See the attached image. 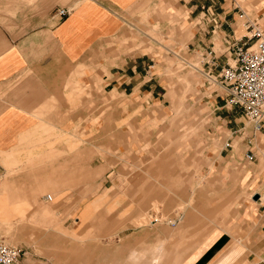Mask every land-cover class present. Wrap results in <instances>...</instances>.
Wrapping results in <instances>:
<instances>
[{"label": "crops", "instance_id": "0c3cea01", "mask_svg": "<svg viewBox=\"0 0 264 264\" xmlns=\"http://www.w3.org/2000/svg\"><path fill=\"white\" fill-rule=\"evenodd\" d=\"M59 8L71 12L62 17L55 13ZM146 17L154 26L163 17L182 19L189 39L185 48L195 59L202 57L199 69L216 83L221 69L234 61L229 47L242 35V20L255 21L264 31V0H0V238L32 233L27 227L58 226L57 214L50 212L82 209V146L122 154L131 145L142 153L144 141L129 144L128 132L145 131L146 109L165 101L162 76L150 75L161 65L151 64L154 58L140 43L124 42L130 24H144ZM210 91L218 139L232 150L237 140L256 164L230 188L231 197L216 199L213 214L193 213L201 211L193 202L187 212L196 218L189 216L172 230L151 221L147 230L129 234L128 228L145 225H137L128 212L147 213L159 193L145 186L117 192L101 179L87 195L101 196L98 203L119 201L116 240L109 220L106 235L92 236L89 250L67 252L59 242L42 239L44 232L37 229L36 245L17 239L22 249L17 264H264V158L255 154L264 156V120L258 127L242 113L243 120L217 86ZM104 103L109 106L100 110ZM115 115L122 121L114 122ZM133 115L136 123L125 122ZM81 130L95 138L82 144ZM97 130L105 132L103 142ZM246 189L251 198L241 201ZM9 221L19 229L9 230ZM231 243L237 245L229 249Z\"/></svg>", "mask_w": 264, "mask_h": 264}, {"label": "rangeland", "instance_id": "374dc122", "mask_svg": "<svg viewBox=\"0 0 264 264\" xmlns=\"http://www.w3.org/2000/svg\"><path fill=\"white\" fill-rule=\"evenodd\" d=\"M144 15L147 16L148 11ZM243 20L242 35L247 33ZM159 21L154 26L146 17L144 24L137 22L133 25L130 24L128 39L124 41L132 44L140 43L141 48H144L143 51L154 58L151 64L161 65L160 68L158 66L151 68L150 75L156 72L162 76L161 84L164 94L162 98L165 101L161 106L146 109L145 131L130 130L128 132L129 144H142L144 141L142 153L136 154L131 145L122 154H119L115 148L82 146L80 184L81 191L85 194H82L81 200L84 202L86 199V204L82 205L81 210L50 212V214H57L58 226L44 225L41 228H32V226L26 228L32 230V233L28 235H5L3 239L9 244L19 245L21 241L17 239L21 238L22 242L24 239H29L30 245H36V238L39 237L34 231L41 229L44 232L41 235L42 239L59 242L67 252L78 248L89 250L93 245L89 243L92 236L97 235L100 239V235H106L104 233L106 220H109L113 225L112 234L107 235L111 234L112 239L116 240L115 236L121 231V227L118 226L122 217V213L118 209L119 201L103 200L98 203L96 200L101 196H93L92 199H89V195H87L91 188L100 185L101 179L107 180V184L116 188L117 192L145 186L154 187L159 193L156 195L158 199L151 201L148 205L147 213H141L140 216L136 211L128 212L129 218L133 219L137 225H145V228H128L125 231H128L129 234L135 233V230L141 232L147 230V227L154 224L151 221L156 220H159L156 222L158 225L166 226L172 230L175 226L181 225L182 220V224H184L189 216L196 218V216H192L193 213L203 214L206 217L208 214H213L215 209L213 205L216 203V199L218 201L231 197L230 188L239 186V184L237 185L241 181L239 177L248 169H253L256 166L254 161L250 162L246 159L247 152L240 149L237 140L234 142L235 150H232L224 147L226 140L218 139L216 122L211 116L212 93L210 90L217 86L221 94L224 95L226 90L220 82H209V77L199 69L202 57L195 59L191 55V51L185 48L189 39L184 35V24L182 26L180 24L182 19L163 17ZM158 43H161L162 46L157 47ZM163 44L171 49L164 48ZM177 47L180 49H175ZM191 58L194 60L191 61ZM187 61L192 62L198 68L189 65ZM230 62L234 64L233 60ZM113 103L114 108L120 107V104L115 105V101ZM107 106L109 105L104 103L99 108L101 110ZM116 117L118 116H114V122L122 121L120 118L115 120ZM239 117L245 120L241 111ZM136 120L137 115H133L125 122L136 123ZM97 122L100 127L99 123L103 122L100 115H98ZM76 134L78 135L77 132ZM79 134L82 144L95 138L94 134L92 136L88 131L81 130ZM96 134L97 140L103 142L105 132L97 130ZM226 134L231 136L229 131ZM255 154L261 160L264 158L260 151ZM97 156L102 158L99 159ZM103 159L108 162L100 169L97 164ZM106 172L108 173L106 174ZM223 176L224 178L231 176L232 179L227 180ZM251 194L249 189L241 192V201L244 198L250 200ZM134 196H130V198ZM233 196L232 208L236 203V196ZM193 202L201 205L199 207L201 211L187 212L190 207H195ZM216 212L221 215L220 207ZM76 218L82 222H77ZM21 222L24 221H18L16 224L19 225ZM9 223H11L8 225L9 230L19 229L11 221ZM235 245L237 244L231 243L228 248L232 249Z\"/></svg>", "mask_w": 264, "mask_h": 264}, {"label": "built area", "instance_id": "2783aa9c", "mask_svg": "<svg viewBox=\"0 0 264 264\" xmlns=\"http://www.w3.org/2000/svg\"><path fill=\"white\" fill-rule=\"evenodd\" d=\"M70 8L56 9V14L68 16ZM247 33L230 44L234 64L223 67L217 80L225 88V100L236 107L258 127L264 120V31L252 20L245 22ZM229 145V144H228ZM253 158L252 153L247 154ZM51 200L52 195L48 194ZM22 249L0 238V264H17Z\"/></svg>", "mask_w": 264, "mask_h": 264}]
</instances>
